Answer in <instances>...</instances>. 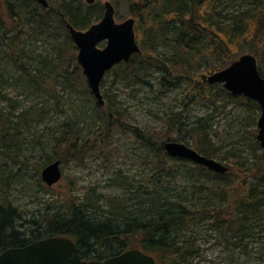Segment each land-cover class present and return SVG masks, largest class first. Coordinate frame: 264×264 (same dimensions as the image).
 <instances>
[{
  "label": "trees",
  "instance_id": "trees-1",
  "mask_svg": "<svg viewBox=\"0 0 264 264\" xmlns=\"http://www.w3.org/2000/svg\"><path fill=\"white\" fill-rule=\"evenodd\" d=\"M47 1L49 8L46 9L36 0H0V40L7 47V57L18 69L28 73L33 84L40 86L37 82L40 79L34 77L22 62L21 57L25 54L21 48L27 37L39 41L45 34L54 33L56 38L52 48L58 63H49L53 78L61 73L67 84L75 81L74 88L94 100L103 128L99 129L100 133L84 135L76 126L63 125L49 144L45 165L55 161H60L63 167L72 163L85 165L95 154L106 156L112 152L110 136L125 131H131L139 142L154 152L156 160L153 163L159 173L152 178L172 175L176 162L190 163L169 156L164 149L166 142L184 143L182 133L186 131L187 124L182 121L183 112L170 118L166 129L146 135L125 122L128 121L126 115L115 108L114 102L105 109L93 96L78 64V49L66 22L79 31L88 30L101 19L104 12L101 0L94 5H87L84 0ZM223 1L129 2V16L136 21V41L141 54H135L128 63L123 62L108 73L114 76L113 85L137 84L149 69H156L162 73L161 85L167 90L188 84V97L183 100L187 108L188 100L190 103L217 106L223 86H210L207 78L224 70L243 54L250 53L256 57L259 72L264 78V0H252V8L232 15L221 9ZM161 47L168 49L170 55L159 56ZM50 95L57 98L53 93ZM232 99L238 105L244 103L251 109L260 110L254 100L246 97ZM35 118H38L37 122L41 118V113L36 110L22 115L20 126L27 128ZM10 125L0 115V154L1 146L8 138L17 143L23 136L19 128H15L17 133L14 136L11 135ZM176 131L178 135L173 137ZM186 136L194 141L192 149L207 158L224 161L229 168L226 174L221 175L193 163L194 168L201 172L229 181L228 186L198 187L200 193L221 197L226 205L196 210L182 204H171L167 209L157 211L149 208L148 216L114 215L112 212L110 217L102 219L89 211L92 207L99 209L95 189H90L86 202L71 199L65 208L48 204L47 210L31 221L32 227L26 228L17 225L21 216L6 198L8 175L0 179V253L49 238L66 237L76 244L83 258L91 261H104L139 248L155 257L157 264H185L196 251L185 240L184 234L205 218L211 219L213 227L225 224L219 242L230 244L229 235L237 233V225L250 228L249 220L258 217L264 208V186H261L264 184V152L258 144L253 146L255 161L252 163L217 156L208 144L204 119L196 120ZM116 151L114 148L112 154ZM17 157V154H10L12 159ZM70 180L75 181L73 178Z\"/></svg>",
  "mask_w": 264,
  "mask_h": 264
},
{
  "label": "rangeland",
  "instance_id": "rangeland-1",
  "mask_svg": "<svg viewBox=\"0 0 264 264\" xmlns=\"http://www.w3.org/2000/svg\"><path fill=\"white\" fill-rule=\"evenodd\" d=\"M106 1L115 7L117 24L132 18L128 7L129 2L135 0H101V3ZM251 1L224 0L221 9L227 14H236L252 8ZM102 17L103 14L93 25L98 24ZM47 34L39 41L27 37L21 48L25 54L21 57L22 62L34 77L40 79L37 81L40 86L33 84L28 73L18 69L7 57V47L0 40V115L11 124V135L17 133L15 128L23 132L20 142L15 143L8 138L1 146L0 154V179L9 175L6 198L21 216L18 226L32 227L31 221L43 214L50 203L65 208L71 199L86 202L90 189H95L99 209L92 207L89 211L102 219L110 217L112 212L114 215L148 216L149 208L157 211L167 209L171 204H182L196 210L227 204L219 196L200 193L198 187L228 186L229 181L201 172L194 168L192 162H176L172 175L152 178L159 173L153 163L156 160L154 152L139 142L131 131L110 136V150L113 152L117 148L113 154H95L85 165H61L62 180L48 188L41 175L49 165H45V159L55 132L63 125H71L84 135L100 133L103 122L94 100L77 91L75 81L67 84L61 73L53 78L49 63H58L52 48L56 37L54 33ZM104 46L102 43L99 48ZM158 55L168 56L170 51L161 47ZM161 78V72L149 69L137 84L113 85L114 76L107 74L101 85L104 108L114 102L115 108L126 115L128 121L125 122L146 135L166 129V122L183 112L182 121L187 128L182 133L184 143L181 144L190 148L194 141L186 133L196 120L204 119L208 144L217 156L249 163L255 161L252 147L259 145L257 123L260 110L251 109L244 103L236 104L232 99L234 96L224 87L225 92H219L217 106L190 103L188 100L186 108L183 100L188 97V84L167 90L161 85ZM34 110L41 113L40 120L37 122L38 118H35L27 128L20 126L21 116ZM176 135L177 131L173 137ZM10 154H17V159L10 158ZM220 163L225 165L224 161ZM249 223L250 228L237 225V233L229 235L230 244L219 242L225 224L213 227L210 218L195 223L184 238L196 254L185 264H264V208Z\"/></svg>",
  "mask_w": 264,
  "mask_h": 264
},
{
  "label": "water",
  "instance_id": "water-1",
  "mask_svg": "<svg viewBox=\"0 0 264 264\" xmlns=\"http://www.w3.org/2000/svg\"><path fill=\"white\" fill-rule=\"evenodd\" d=\"M49 8L47 0H36ZM94 5L97 0H84ZM102 20L86 31H79L66 22L70 37L78 49L77 61L87 78L90 90L101 106H105L101 84L106 74L121 63H128L135 54H141L136 41L135 19L129 18L121 24L115 20V7L110 1L104 3ZM105 43L103 49L99 45ZM210 86L221 84L234 97L254 100L260 107L257 141L264 152V78L259 72L254 55L243 54L229 67L207 78ZM164 149L169 156L189 161L216 174L229 171L222 163L199 154L194 149L178 143L166 142ZM42 181L48 187L57 185L62 177L61 162L55 161L42 171ZM0 264H157L152 255L139 248L130 249L104 261L85 263L76 244L69 238L56 237L35 242L25 248L9 249L0 255Z\"/></svg>",
  "mask_w": 264,
  "mask_h": 264
},
{
  "label": "flooded vegetation",
  "instance_id": "flooded-vegetation-1",
  "mask_svg": "<svg viewBox=\"0 0 264 264\" xmlns=\"http://www.w3.org/2000/svg\"><path fill=\"white\" fill-rule=\"evenodd\" d=\"M38 242V241H37ZM33 243H35V242H33ZM33 243H31V244H33ZM30 244V245H31ZM27 246H29V245H27ZM27 246H23V247H17V248H15V249H20V248H25V247H27ZM78 248V247H77ZM11 249H14V248H11ZM79 250V249H78ZM7 251V250H6ZM3 252H5V251H3ZM3 252H1L0 253V255L1 254H3ZM79 254H80V252H79ZM81 256V255H80ZM81 258L83 259V261L85 262V263H89V262H91V260H87V259H85V258H83L82 256H81Z\"/></svg>",
  "mask_w": 264,
  "mask_h": 264
},
{
  "label": "bare ground",
  "instance_id": "bare-ground-1",
  "mask_svg": "<svg viewBox=\"0 0 264 264\" xmlns=\"http://www.w3.org/2000/svg\"><path fill=\"white\" fill-rule=\"evenodd\" d=\"M62 167V166H61ZM62 170V169H61Z\"/></svg>",
  "mask_w": 264,
  "mask_h": 264
}]
</instances>
